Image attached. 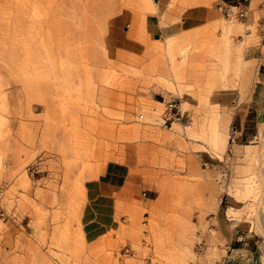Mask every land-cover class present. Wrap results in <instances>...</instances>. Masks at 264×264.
I'll return each mask as SVG.
<instances>
[{
  "label": "rangeland",
  "instance_id": "374dc122",
  "mask_svg": "<svg viewBox=\"0 0 264 264\" xmlns=\"http://www.w3.org/2000/svg\"><path fill=\"white\" fill-rule=\"evenodd\" d=\"M259 1L246 23L218 0L172 1L212 17L179 44L112 56L107 0H0V264H264V47L245 53ZM118 4V40L144 41L152 0ZM101 88L119 103L103 107ZM173 98L181 119L164 127ZM88 213L105 231L92 242Z\"/></svg>",
  "mask_w": 264,
  "mask_h": 264
},
{
  "label": "crops",
  "instance_id": "0c3cea01",
  "mask_svg": "<svg viewBox=\"0 0 264 264\" xmlns=\"http://www.w3.org/2000/svg\"><path fill=\"white\" fill-rule=\"evenodd\" d=\"M108 2L112 3L117 9H114L115 11H120L116 17L111 22V25L109 27L107 38L111 40V42L107 41V49L108 52L112 56H114L118 49L126 50L131 53H137L140 50V54L145 49V44H167V40L170 38L176 39L173 44H179L182 42L181 37L183 35L189 36L192 31L206 23H208L212 17V14L210 12V8L206 4L202 5H180L177 8L176 3L174 4V7L172 8L170 6L172 1L176 0H152V7L153 12L149 13H141L140 11V17L144 18V22L142 21V34L144 41H134L131 39H127V44L122 43L118 39L121 36H125L128 32V26L125 25V23H128V21H123L121 18L123 14L125 13V10L120 9L121 4L119 5L118 2H113L111 0H107ZM188 1V0H185ZM191 1V0H190ZM232 2V0H218V2ZM261 1V0H260ZM259 1V2H260ZM217 2V3H218ZM244 4L248 8V14L247 17L243 20L244 23L248 20V15L250 13V6L252 3V0H243ZM259 2L257 3V10L256 13L259 12ZM209 3V2H208ZM216 7V4H215ZM119 8V9H118ZM127 11V10H126ZM173 17H179V21H172L169 20V18ZM123 30V31H122ZM260 41L258 44L260 46H257L255 48H250L249 50H246L245 53L248 52V59H254L257 57H261V48L264 47V39L261 38V33L258 30L257 31ZM152 37V40H147V38ZM157 36V37H156ZM116 40V42H114ZM264 60V56H262ZM255 61V60H250ZM104 90V91H103ZM99 101L102 104V106H113L111 103L118 102L115 99L122 97L123 95L120 92L108 90L106 88H101L99 93ZM225 92L216 94V104H223L226 103L225 100ZM176 98H173L171 100H175ZM233 102V101H232ZM119 103V102H118ZM107 109V108H106ZM123 110V109H122ZM112 110L107 109V112L110 113ZM113 114L116 115V111H113ZM245 125V121L244 124ZM243 127L241 128V132L243 130ZM121 166L111 165L110 171L111 172H117L118 169H121ZM109 174L107 170L104 171V175L106 176ZM142 179L140 178V170L127 173V183L132 188V196L134 199L140 200V185L143 186V183L141 182ZM145 194V193H143ZM105 231L102 229V223H99L98 220L95 219V215H92L91 213H88L86 215V220L83 223V236L88 242L95 241L98 239L102 234H104ZM230 261V260H228ZM232 261L231 263H233ZM222 264H228V262L223 261Z\"/></svg>",
  "mask_w": 264,
  "mask_h": 264
},
{
  "label": "built area",
  "instance_id": "2783aa9c",
  "mask_svg": "<svg viewBox=\"0 0 264 264\" xmlns=\"http://www.w3.org/2000/svg\"><path fill=\"white\" fill-rule=\"evenodd\" d=\"M259 24L262 40L264 39V0L259 2ZM217 9L221 12L223 17L229 21L239 20L242 21L247 17L248 8L243 0H232V2H218ZM181 119V107L176 100H170L165 103L164 111L160 115V124L164 127L171 126L172 123ZM7 214L5 209L0 206V221L6 218ZM199 264V263H189Z\"/></svg>",
  "mask_w": 264,
  "mask_h": 264
},
{
  "label": "bare ground",
  "instance_id": "6f19581e",
  "mask_svg": "<svg viewBox=\"0 0 264 264\" xmlns=\"http://www.w3.org/2000/svg\"><path fill=\"white\" fill-rule=\"evenodd\" d=\"M236 21V20H235ZM233 22V21H232ZM183 106V105H182ZM178 123L175 124V126L177 125ZM173 125V124H172ZM173 128V127H172Z\"/></svg>",
  "mask_w": 264,
  "mask_h": 264
},
{
  "label": "water",
  "instance_id": "95a60500",
  "mask_svg": "<svg viewBox=\"0 0 264 264\" xmlns=\"http://www.w3.org/2000/svg\"><path fill=\"white\" fill-rule=\"evenodd\" d=\"M157 37V36H156Z\"/></svg>",
  "mask_w": 264,
  "mask_h": 264
}]
</instances>
